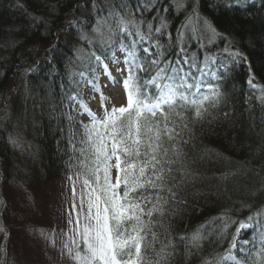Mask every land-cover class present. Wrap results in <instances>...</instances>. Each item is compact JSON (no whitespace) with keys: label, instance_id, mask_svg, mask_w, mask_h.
<instances>
[{"label":"snow or ice","instance_id":"1","mask_svg":"<svg viewBox=\"0 0 264 264\" xmlns=\"http://www.w3.org/2000/svg\"><path fill=\"white\" fill-rule=\"evenodd\" d=\"M173 4L185 8V0ZM156 7L153 0H111L99 9L93 36L82 37L94 47L77 57L79 71L70 76L63 99L65 108L70 105L77 118L86 114L88 122L77 119L79 134L69 128L75 170V179H69L73 195L76 179L81 191L79 211L73 201L75 216L68 214L71 235L65 233L63 248L74 264H173L181 249L186 260L196 257L200 264H264V221L257 219L264 210L250 215L249 223L241 221L228 247L211 259L201 255L203 245L226 239L229 222L236 223L231 217L215 218L223 222L215 235L204 225L187 235L172 233L173 218L189 205L203 178L188 150L193 125L219 103L221 94L209 77H222L216 76L211 56L201 60L189 49L183 31L177 30L172 42L158 8L146 19ZM207 31L220 35L210 25ZM101 74L113 86L122 85L125 99L119 105L100 91ZM85 86L100 92L99 116L83 99ZM65 115L73 120L70 112ZM9 139L21 147L18 139ZM248 228L255 232L251 241H238L241 229Z\"/></svg>","mask_w":264,"mask_h":264},{"label":"trees","instance_id":"2","mask_svg":"<svg viewBox=\"0 0 264 264\" xmlns=\"http://www.w3.org/2000/svg\"><path fill=\"white\" fill-rule=\"evenodd\" d=\"M84 1L0 0L2 184L34 187L46 178L75 171L71 167L74 161L69 143V128L74 129V124L65 115L69 106L65 108L67 101L63 97L70 76L79 71V66L71 75L61 74L58 79L52 72L65 67L67 62L63 59L73 54L80 33L91 26L89 16L78 19V25L72 21L77 8L82 16ZM171 2L153 0L162 13L167 8L164 17L172 42L176 41L177 30L182 29L191 51L201 60L207 55L222 67L227 63L226 74L229 71L232 74L224 83L221 79L210 82L217 85L220 100L209 109L210 115L193 125L194 135L188 148L194 167L203 178L195 184L189 205L181 208L172 221L174 236L190 234L201 225L215 235L223 227V222L215 218L231 217L236 221L229 222L227 238L219 245L204 243L201 255L211 259L212 253L228 247L241 221L249 223L247 218L264 208V0L229 8L221 6L219 0H197L198 14H193L192 0L183 10H177ZM197 16L220 34L208 45L200 37ZM146 17L152 18L151 13H146ZM192 20L188 28L182 27ZM188 29L195 34L187 33ZM61 32L69 33L70 37L59 39L57 35ZM190 35L192 39H188ZM164 41L167 42V37ZM237 52L241 54V62L234 55ZM219 72L217 77H222V71ZM248 75L262 88L247 83ZM49 80L53 82L45 87L44 82ZM12 126L19 140L24 139L23 147L9 142ZM225 173L235 175L222 179ZM246 231L244 239L255 235L252 228ZM173 264H200V260L196 257L186 260L181 249Z\"/></svg>","mask_w":264,"mask_h":264},{"label":"rangeland","instance_id":"3","mask_svg":"<svg viewBox=\"0 0 264 264\" xmlns=\"http://www.w3.org/2000/svg\"><path fill=\"white\" fill-rule=\"evenodd\" d=\"M253 1L255 0H227V2L219 0V2L222 3L221 6L228 8L236 4L245 7L248 3H252ZM186 2H189V0H185V3ZM196 2L197 0H192L191 3L195 11L198 10ZM171 4L174 5L173 2H171ZM91 12L92 9L86 6L82 9V16H72L73 23L78 25V19L83 16L84 17L81 19L90 16ZM165 12H167V8L163 13L160 11V14L164 16ZM84 13H86V15H83ZM197 18L199 22L196 24L200 26V31L204 34V30H207L208 26L202 21L201 16H197ZM90 25L92 28L94 27L92 22ZM189 26L190 24L187 25L186 28ZM192 31L193 29H188L187 33L191 34ZM85 32L91 33L92 31L90 27H87L86 30L80 33L79 39L83 37ZM209 41H211V39ZM72 53L71 56L67 55L63 59V62H67L64 67V73L61 72V69H57V73L60 71L62 76L71 75L75 69V60L78 57V53L77 51L75 52V50H73ZM234 63L236 62L234 61ZM109 66L110 69L115 72L113 66ZM226 67H228L227 63L222 67L221 63L218 64L216 61L214 62V68L216 69L214 71H222V83L226 82L227 77H230L229 75L231 74L230 71L226 74ZM50 73L51 72H49V74ZM210 79L213 80L214 77H210ZM246 79L248 83L250 80L249 75ZM51 81L52 80L44 82V86H50ZM108 82V79L101 74L100 90L105 97H108L113 103L119 105L125 99L123 87L122 85L113 87L111 86L112 84ZM231 89H233L232 86ZM33 92L37 94L35 88ZM91 94L95 98L93 102H90L93 111L97 114L98 112H103L99 96L96 92H92ZM49 95L52 96V92H50ZM41 99L49 101L46 97H41ZM83 120L85 123L88 122L86 114L83 115ZM10 130L13 132L14 126H12ZM13 134H10V137L18 139L21 143L24 141V139L19 140L15 132H13ZM24 144L25 143H22L21 146L23 147ZM70 176L75 179V175ZM70 176L46 178V180L38 183L34 187L13 185L12 183L6 185L4 183L2 184V181H0V260L7 254L6 264H74L72 259L67 255L66 249L63 248V244L67 240L65 233H68L69 236L71 235L68 231L69 228L72 227L68 224V214L72 212L73 217L75 216V212L72 210L73 201L77 204L76 211H79L78 197L81 191V181L79 179L75 180L76 196H74L72 192V181L69 179ZM25 251L28 252L27 257L23 256L26 253ZM62 252L64 255H62Z\"/></svg>","mask_w":264,"mask_h":264},{"label":"bare ground","instance_id":"4","mask_svg":"<svg viewBox=\"0 0 264 264\" xmlns=\"http://www.w3.org/2000/svg\"><path fill=\"white\" fill-rule=\"evenodd\" d=\"M84 2H86V3H84L83 9L86 6H88V7H90L92 9V12H91V14H90L89 17L91 18L92 23L95 25L97 19L99 18V14H100L99 13V9L102 8L105 4H110L111 3V0H95V3L97 5V7H93V0H85ZM157 8H158V6L156 8H153L152 11H150L152 17L154 15H156ZM80 11L81 10L77 8V10L75 11L76 16L80 14ZM159 11H160V9H159ZM87 15H88V13H87ZM146 19L151 20V18H147V17H146ZM85 35H87V34H84L83 36H85ZM57 37L62 40V39H66V38L70 37V34L69 33H66V32L65 33L64 32H61V33H59L57 35ZM90 47H94V46H90L85 39L81 38V39L78 40L77 48L75 49V52L77 51L78 56H84L89 51ZM238 51H240V50H238ZM237 57H238V61L241 62L242 59L239 58L240 56H237ZM64 69L65 68L63 67L61 69V72H63ZM53 75H56L57 76L55 79H58V78H61L62 77V76H60L61 75L60 74V71L57 73V69L54 70ZM55 79H53V80H55ZM262 209L264 210V208H262ZM262 217H263V219H261V220L264 221V216H262ZM238 247H239V243H238ZM23 256L24 257H27L28 256V252H26L25 255H23Z\"/></svg>","mask_w":264,"mask_h":264}]
</instances>
